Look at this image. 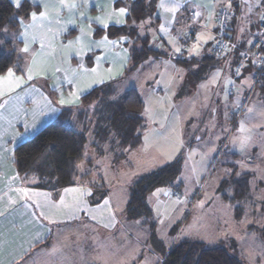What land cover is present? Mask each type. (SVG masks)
I'll return each instance as SVG.
<instances>
[{
  "label": "crops",
  "instance_id": "0c3cea01",
  "mask_svg": "<svg viewBox=\"0 0 264 264\" xmlns=\"http://www.w3.org/2000/svg\"><path fill=\"white\" fill-rule=\"evenodd\" d=\"M9 1L15 7L18 2L28 1L38 10L20 19L16 31L4 30L0 34V52L9 42L10 51L18 58V63L9 68L13 72L11 77L9 69L0 75V264H140V252L129 248L137 244L133 239L105 236L124 228L115 206L120 205L126 217L133 182L126 185L124 200L122 194L118 201L105 184L91 180L96 172H87L88 178L80 180L84 174L78 168L87 161L84 159L77 165V181L73 185L55 190L39 188L36 178L24 179L18 174L14 159L20 144L57 121L64 111L70 112L65 119L68 127L83 134L86 143L88 133L95 140L94 129H87L90 116L85 112L89 107L81 103V98L96 87L120 79L128 67L129 51L127 39H109L106 35L94 38V31L96 27L124 25L128 14L125 4L134 0ZM116 2L121 5L117 7ZM245 3V0H158L152 18L140 22L138 33L162 56L149 57L138 68L143 70L148 62L161 66L168 56L163 51H171V47L182 49L180 54L173 55L175 70L186 68L176 61L182 59V54H198L183 59H193L194 64L203 61L206 54L211 57L213 41L207 44L205 38L214 40L216 13L227 8V4L235 9L230 21L234 36L238 41H249L247 38L254 36L264 4L254 18H247L243 11ZM182 39L187 41L180 48ZM188 41L198 44L196 49L188 46ZM26 47L28 50L24 51ZM180 76L174 85V88L178 85L177 92L187 80L186 75L184 78L177 75ZM169 90L164 84L152 85L143 90V95L157 92L156 99L162 101ZM139 96L145 105L142 91ZM144 111L143 108L145 121ZM154 120L158 123V134L164 133L167 121L156 116ZM180 143L187 145L186 136ZM91 145L101 156L97 144ZM134 150L140 154V145L123 151L124 157L115 159L129 155L132 158ZM169 157L161 167L168 164ZM87 164L93 166L91 160ZM98 185L102 189L94 188ZM117 248L124 254L119 255Z\"/></svg>",
  "mask_w": 264,
  "mask_h": 264
},
{
  "label": "rangeland",
  "instance_id": "374dc122",
  "mask_svg": "<svg viewBox=\"0 0 264 264\" xmlns=\"http://www.w3.org/2000/svg\"><path fill=\"white\" fill-rule=\"evenodd\" d=\"M245 2L243 11L247 18H254L264 4V0ZM226 6L234 15V7ZM186 41L182 39L178 46L183 48ZM205 41L214 42L210 37ZM187 43L194 49L198 46L191 41ZM181 50L171 47V51H163L168 56L161 66L148 62L141 71L140 68L130 73L124 71L115 82L118 95L129 89L137 90L139 95L142 91L145 121L140 154L134 150L132 158L129 155L115 159L125 151L118 147V142L110 137L99 143L88 133L85 159L91 160L93 166L81 163L78 170L81 174L96 172L91 180L105 184L120 201L122 194L124 200L130 181L134 184L155 171L165 163L167 156L171 155L166 163L181 156V173L172 187L157 188L149 194L151 215L140 221H129L118 204L115 211L124 228L105 236L133 239L137 244L129 248L140 252V264H161L167 251L181 241L202 243L206 248L222 246L243 264H264L261 232L264 227V91L253 88L251 71L243 70L240 78H234V65L229 58L199 61L190 70H175L173 55L180 54ZM197 55L182 54V59ZM207 57L208 54L203 58ZM195 74L199 80L184 83L176 91V80L181 79L177 75L188 78ZM158 84L170 89L164 100L156 99L159 98L157 92L143 95V90ZM94 106L91 104L90 108ZM242 107L243 112L237 118V111ZM155 116L167 121L160 135ZM185 136L187 145H181ZM92 143L97 144L101 156ZM243 174L248 176L251 196L242 205V215L237 219L233 207L222 200L223 194L231 196L232 192L228 186L221 187L224 182ZM117 251L119 255L124 254L119 248Z\"/></svg>",
  "mask_w": 264,
  "mask_h": 264
},
{
  "label": "trees",
  "instance_id": "16d2710c",
  "mask_svg": "<svg viewBox=\"0 0 264 264\" xmlns=\"http://www.w3.org/2000/svg\"><path fill=\"white\" fill-rule=\"evenodd\" d=\"M158 0H134L126 3L128 14L122 26H110L106 29L95 28L94 38L106 35L109 39H127L129 62L126 73H130L149 57H160L162 54L153 50L146 37L138 33V25L147 18H152ZM118 7L120 2H116ZM236 7L235 2L232 3ZM38 7L23 1L15 7L9 0H0V34L4 30L16 31L19 20L28 17ZM157 20H154V24ZM214 56L204 58V62H215ZM187 69L195 60L176 59ZM90 64V61H88ZM18 63L14 51H10V43L6 42L5 50L0 52V75ZM191 76V77H190ZM200 77L189 75L186 84ZM256 88L264 91V80ZM255 89V88H254ZM81 103L89 107L85 114L90 116L87 129L93 128L95 139L101 143L112 137L123 150H132L141 144L143 129L144 103L135 89H129L118 95L115 82L92 89L81 98ZM91 104H95L90 108ZM92 109V110H91ZM70 112L64 111L59 119L39 131L31 139L20 144L15 152V166L18 174L24 179L36 178L39 188L61 189L73 185L77 180V165L84 161L86 138L75 132L65 123ZM123 155V154H122ZM124 157V155L122 156ZM90 163V160L86 162ZM181 156L174 161L139 178L131 187L126 206V218L139 221L151 215L148 195L157 188L172 187L181 173ZM84 174L80 180L88 178ZM231 196L222 195V200L234 207L235 217L242 215V205L250 199V183L247 175H241L221 188L227 187ZM102 189L101 185L94 187ZM103 195V194H101ZM97 193L94 192V197ZM101 197V196H100ZM99 198V197H98ZM174 230H172L173 232ZM264 240V227L261 230ZM234 251L236 250L233 248ZM161 264H243L229 249L218 246L206 248L202 243L180 242L173 245L165 254Z\"/></svg>",
  "mask_w": 264,
  "mask_h": 264
},
{
  "label": "built area",
  "instance_id": "2783aa9c",
  "mask_svg": "<svg viewBox=\"0 0 264 264\" xmlns=\"http://www.w3.org/2000/svg\"><path fill=\"white\" fill-rule=\"evenodd\" d=\"M232 12L228 8H220L215 16L214 42L210 52L215 59L229 58L234 65V78H240L243 70L251 71L253 88L264 80V8L255 27V34L249 41H238L234 36L230 21ZM237 111V118L242 114Z\"/></svg>",
  "mask_w": 264,
  "mask_h": 264
},
{
  "label": "snow or ice",
  "instance_id": "6c2138e0",
  "mask_svg": "<svg viewBox=\"0 0 264 264\" xmlns=\"http://www.w3.org/2000/svg\"><path fill=\"white\" fill-rule=\"evenodd\" d=\"M21 6V3L20 2H18L17 3V7H20ZM120 12H121V14H124V12H125V10L124 9H121L120 10ZM33 19H35V14H33V17H32ZM28 49H27V47L24 49V51H27ZM13 75V72H12V69H9L8 70V77H11ZM60 103L61 104H63L64 103V100H61L60 101ZM251 111V110H250ZM243 143H244V141H241V144L243 145ZM106 203H107V201H106Z\"/></svg>",
  "mask_w": 264,
  "mask_h": 264
}]
</instances>
